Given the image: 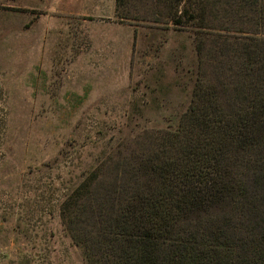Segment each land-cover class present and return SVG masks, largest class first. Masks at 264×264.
<instances>
[{
  "label": "rangeland",
  "instance_id": "1",
  "mask_svg": "<svg viewBox=\"0 0 264 264\" xmlns=\"http://www.w3.org/2000/svg\"><path fill=\"white\" fill-rule=\"evenodd\" d=\"M97 1L0 0V264H88L64 225L69 190L190 105L189 26Z\"/></svg>",
  "mask_w": 264,
  "mask_h": 264
},
{
  "label": "trees",
  "instance_id": "2",
  "mask_svg": "<svg viewBox=\"0 0 264 264\" xmlns=\"http://www.w3.org/2000/svg\"><path fill=\"white\" fill-rule=\"evenodd\" d=\"M136 1L116 0L119 15L144 2L189 26L192 99L140 153L83 174L65 228L88 264H264V0Z\"/></svg>",
  "mask_w": 264,
  "mask_h": 264
},
{
  "label": "crops",
  "instance_id": "3",
  "mask_svg": "<svg viewBox=\"0 0 264 264\" xmlns=\"http://www.w3.org/2000/svg\"><path fill=\"white\" fill-rule=\"evenodd\" d=\"M114 1H115V0H114ZM97 3H98V4L102 3V0H98ZM113 4H115V3L113 2Z\"/></svg>",
  "mask_w": 264,
  "mask_h": 264
}]
</instances>
